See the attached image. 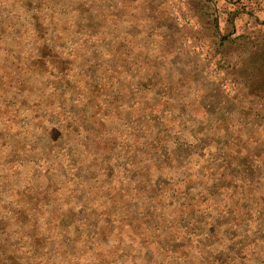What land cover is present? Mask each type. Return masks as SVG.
<instances>
[{
    "label": "rangeland",
    "instance_id": "1",
    "mask_svg": "<svg viewBox=\"0 0 264 264\" xmlns=\"http://www.w3.org/2000/svg\"><path fill=\"white\" fill-rule=\"evenodd\" d=\"M36 1L38 0H16V2L5 0L0 4V15L3 21V26H0V110L5 108L6 111V116L0 118V140L3 139L2 135L6 136L10 131H14L12 127L17 123L15 118L19 119L30 135L17 139L15 148L20 153H23L26 147L30 148L25 154L26 157L30 155L29 152L42 150L43 145L48 152L52 141L59 139L61 129H56L52 133L53 140H46L45 133L53 126V122L46 117L33 118L36 113L42 114V108L39 112L36 108H30L26 116L19 113L21 110L14 113L12 107L15 104L22 106L25 103L33 106L31 98H36L35 101L51 104L52 109L60 105L64 109L63 113L68 111L75 114L76 112L68 108V105L73 104V102L70 103L71 99L76 96L82 97V95L73 88V84L78 82L77 78L68 79V76L73 73L70 69L76 65L78 70L81 69L79 71L80 76L83 77L81 82L86 81L87 75L83 71L87 68L83 64L90 60L87 47L91 44L97 45L103 37V30L113 27L112 16L106 19L97 17L90 20L89 18L102 8L103 0H44L39 6L35 4ZM133 2L131 10L134 14L137 17H145L152 27L153 48L150 52L157 61H161L169 69V74L182 73L181 88L178 89V86L172 85L160 87L156 85V80L139 81L132 74L137 72L144 77L148 72L147 67L143 69L134 66L133 71H130L129 58L122 61L123 49L117 42L111 43L107 49H101L102 51L97 54L95 59L99 65L98 63L95 65L105 71L112 84L111 90L109 82L102 85L101 93L109 94L113 91V94H118L115 99H119V102L114 104L117 101H110L102 105L109 107L114 104L107 115H104L99 104H95L97 106L95 114L89 111L82 112L77 121L84 129V137L78 134H67L68 131L66 132L65 128L61 130L67 134L62 141L68 142L72 150H75L82 159L94 154L95 160L93 162L88 160L92 164L88 165L90 172L89 175L87 174V182H94L93 188H81L84 178L81 170L72 169L69 172V178L62 181L59 180V175L48 176L55 169L53 164V166L44 164L43 169L48 181L45 190L44 186L39 184L40 175L36 172L35 161H32L33 170L27 171L30 162H26V166L16 168L21 171L20 173L19 171L8 173L3 180L2 195L4 194L7 202L12 200L24 204L32 201L34 211L31 215L36 219L37 216L34 215L39 214L44 204L52 201L49 196L54 197L59 193L54 194L52 192L54 188L59 189L64 195L67 194V190L74 187V200L69 206H64L65 203L61 202L60 198H56L53 205V211L64 209L67 214V222L63 225H68L67 223L70 222L76 224L72 226L73 234L68 232L61 239L63 245L68 244L74 248L70 247V252L75 259L72 260L74 264H84L82 262L86 261V253L76 251V247L83 237L87 236L93 237L96 243L100 242L101 245L104 243L106 246L99 253L93 254L96 257L94 262L97 260L98 264H106L111 260L109 264H130L135 256V253H132L134 249L138 255L137 264H160L163 259L170 264H200L201 257L191 258L189 261L186 257L184 261L181 257L187 251L178 255L167 253L162 247L160 237L149 240L144 236L148 221H155L151 222L148 228L154 229L160 217L168 215V212L165 213L167 208L161 210L151 205L155 199L152 194L157 195L167 207H176L173 210L176 213L174 217L182 229L181 234L175 236L178 237L176 240H179L181 235L188 234L187 237L190 238L188 248L197 253L203 235L211 231L209 222L215 220V217L211 215L210 210L218 205L221 199L220 194L214 192L202 206L196 209L193 208L196 203L194 201L190 208L181 206L186 205L191 197L199 193L197 191L200 189L212 188V185H205L204 177L208 176L213 182L220 177L217 168L212 171L202 168L205 158V161L210 162L214 167L220 162L228 161L232 185L220 192L222 196L242 195L246 200L247 205L244 206V211L248 215L241 227L245 231V234H241V240L245 245L246 254L243 253V249L232 250L235 257L232 255L231 257L235 259L230 258L231 262L228 261V254L224 253L220 262L264 264V0H134ZM139 2L140 5L136 6ZM24 13L28 15L27 19ZM18 17L24 18V21H19ZM31 19L32 22H30ZM71 26L74 27L72 28L74 31L70 33L76 35L72 36L76 37L74 42L79 39L81 48H78L79 50L74 48L68 52L71 47L67 45L65 33L71 30L68 28ZM27 32L31 34L29 37L31 41L35 43L33 50H29L31 47H23V37ZM131 34H136V39L140 42L133 47V51L137 54L143 53L146 48L141 39L142 33L133 29ZM40 41L44 43L37 49ZM130 59L132 60L133 57ZM49 67H57L56 71L61 72L66 70V81L62 85L64 93L59 94L66 96L64 100L58 101L56 98V72L45 71L50 69ZM61 74L63 73L59 75ZM132 82L140 84L134 93H132ZM87 86L91 90L95 85L88 82ZM13 91L15 92L11 93ZM154 92L161 93L162 100L161 105L157 104L158 111L151 106ZM101 93L99 95H102ZM130 98H136V101H133L136 110L133 106L129 109L132 103ZM182 100L194 102L193 112L186 104L188 109L181 114L185 122L177 121V118L172 117L175 122L168 118H163L162 121L171 124L172 129L169 130L175 133V139L181 141L178 149L180 153L187 154V158L175 157V150L172 151L175 146L172 145L171 148L168 142L166 144L162 142L156 150L146 151L142 143H138V148L122 151L124 165L119 161V151L107 152L109 146L106 144L107 137L120 133L129 119L134 124L133 130L138 132L150 130L153 132L151 136L158 137L160 134L156 130L161 123L156 120H161L158 118L160 117L159 109L163 108V114L166 111H173L175 104ZM126 111V115L123 116ZM63 113L61 115L67 117V114ZM192 113L194 118L189 122ZM57 117V121H61L62 117L60 115ZM202 119H210L212 127L207 130L197 127L198 121ZM36 122H42V124L39 126ZM176 122L182 123L177 125ZM104 125H106L105 129ZM15 128L22 129L18 125ZM135 134L146 136L143 132H135ZM221 135L226 144L218 140V136ZM94 139L100 143L92 144ZM6 146L0 147V164L4 163L5 157L12 154ZM59 146L62 147L61 144ZM55 147L51 149V153ZM98 155L109 164L111 161L121 162L120 166L123 167L120 173L117 167L113 168V172L109 170V167L104 168L105 170L97 168V164L94 163L99 160ZM146 157L154 165L160 161L161 166L159 168L157 166V169L149 172L148 175H142L138 160L141 158L142 162H146ZM179 159L186 164V168L179 169L178 172L181 171L183 175L177 176ZM165 163L167 167L164 166ZM26 171L27 179H31L29 187L32 192L7 189V182L24 179ZM170 172L173 173V178ZM166 176L172 179L167 180ZM154 180L160 183V189L156 192L151 187ZM83 183H85L84 180ZM138 185L141 188L137 191ZM167 188H172L168 199L165 198ZM103 203H105L104 207H102ZM88 204L92 205V210ZM61 205L63 207H60ZM110 206L114 208L118 216L132 215L138 220L132 219L135 222L134 226L127 221H120L113 231L106 229L103 222L106 223L108 220L106 212L109 211ZM81 209H89L87 217L92 220L101 219L102 224L99 223L96 230L93 229L94 224H79L80 217L77 212ZM60 216L59 213H52V216L48 217L45 226L49 233L44 234L43 237L39 236L41 229L39 225L28 227L30 236L47 247V256H52L56 252L54 246L58 249L60 245L57 237L54 236L62 235L60 228L55 226ZM40 223L43 222L40 221ZM163 224L171 226L170 222L164 221ZM212 226L216 225L213 223ZM226 226L225 224L223 227ZM239 226L229 232L227 237H232L234 233L238 234ZM149 234L153 235L152 232ZM71 237L74 239L72 240ZM111 238L120 240L117 245L123 250H128L129 246L133 248L128 250V258L124 253L122 258L126 259L122 260L123 262L115 259L123 250L117 249L113 246V241L107 240ZM223 242V239L216 241L214 243L216 246L209 248L210 253L215 255L216 247H221ZM141 249L146 252L141 253ZM36 255L30 259L34 261L44 259L43 254ZM56 259L60 262L57 256Z\"/></svg>",
    "mask_w": 264,
    "mask_h": 264
},
{
    "label": "trees",
    "instance_id": "2",
    "mask_svg": "<svg viewBox=\"0 0 264 264\" xmlns=\"http://www.w3.org/2000/svg\"><path fill=\"white\" fill-rule=\"evenodd\" d=\"M2 1H5V0H0V4ZM12 1L16 2V0H12ZM133 1L134 0H103V3L101 5L102 8L99 11H97V13H94L93 15H91V17H89L90 20H93L94 18H97V17L106 19L108 16H112L111 24L113 27L109 30L107 29L103 30V37L101 38L100 42L97 45L96 44L88 45L86 50H87L88 56L90 57V60L88 62L86 61L83 64L87 68L85 69L86 72L83 71L87 75L86 81H84L83 83L81 82V80L83 79V77L80 76V73H79L81 69L78 70L76 65L74 68L70 69V71H72L73 73L70 76H68V79L74 80L75 78H77L76 80H78V82L73 84L74 85L73 88H75V91L77 93H81L82 95V97L76 96L74 99H71L70 103L73 102V104L68 105V108L76 112L75 114L69 113L68 111L63 113L64 109L60 107V105H58L56 109H52L51 104L49 105L48 102L40 103L39 100L35 101L36 98H31L32 99L31 104L33 106L29 104L26 105L25 103L22 106L15 104L12 107L14 113L18 112L17 110H21L19 111V113L22 115H26V116H28L27 112L30 108H36L38 112L42 108L41 109L42 114H40V112L39 114L36 113L33 116V118H37V117L45 118L46 117L48 120H51L53 122L52 124L53 126L49 128L45 133V135L47 136L46 140H53L54 137L52 133H54L56 129L62 130L64 128L66 129V132L68 131L67 134H70V133L78 134L84 137L85 136L84 129L81 126H79V122L77 121L78 116L82 114V112H86V111H89L91 114H95L94 111L97 108L95 104L101 105L99 106V108H102L101 110L104 112V115H107L109 114V111H111V108L114 106V104H117L119 102V99L118 100L115 99V97L117 98L118 94L116 93L113 94V91H110L109 94L105 92L101 93L100 90L103 91L102 85L109 82V76L108 77L106 76L105 71L101 70L100 66L97 67L95 65L96 63H98L99 65V62H96V59H95L97 54L100 51H102L101 49H104V48L107 49V47H109L111 43L117 42L118 46L123 49L122 54L124 56L123 57L124 59L122 61L124 62L126 58H129L128 62L131 65V67L129 68L130 71H133L134 66H136L137 68H143V69L147 67L146 69L148 72L146 76L144 75V77H143V74H140V73L137 74V72L132 74L133 76L137 77L139 81L149 82L152 80L153 81L156 80L155 81L156 85H159L160 87H168L172 85V86H178V89H180L181 86L183 85V84L181 85V81H180V75L182 73H178V75L174 74L173 76H171V74H169V69L165 67L161 61H158L160 66L158 65L156 66L153 64L149 65L148 63L144 62L146 57L143 55V53L137 54L133 51V47H135L138 43L140 44V42H138V40L136 39L137 38L136 34H133L134 35L133 36L131 34V31H133L134 29L136 32H140L139 30L135 29V26H139L143 30V28L150 25V23L147 21L145 17H137L134 14V12L131 10V7L133 6V3H134ZM40 2H44V0L43 1L38 0L35 2V4L37 3L38 4L37 6H39L41 4ZM83 2L88 3L87 1H83ZM139 5H140V2L136 4V6H139ZM24 14H25L24 15L25 18L27 19L28 15L26 13ZM1 17L2 16L0 15V26H3V21ZM29 18H31L30 15H29ZM18 20L24 21V18L18 17ZM30 22H32V19ZM19 26L22 27V25H19ZM68 28L71 29V30H68L69 32H66L67 34L65 33V38H67V45L71 47L68 52H70L74 48L76 50H79L78 48H81V42H79L80 40L78 39L77 42H74V38L76 39V37H72V36H76V35H72L70 33L71 31L72 32L74 31L72 29L74 27L71 26ZM30 35L31 34L27 32L26 35L23 37V43H24L23 47L25 48L31 47L29 50H31L35 44L29 38ZM8 37H9V34H8ZM43 43L44 41H40L36 48L38 49V46ZM131 57H133L132 60L130 59ZM94 65L96 67H94ZM49 68L50 69H47L45 71L56 72V75H55L56 76L55 89L57 93L56 98L58 101L64 100L66 96L59 95V94L64 93L62 91V85L66 81V70L61 72V71H56L57 67H49ZM60 73H63V74L59 75ZM88 82L94 83L95 86L93 89L90 90L88 88L87 86ZM139 85H140L139 83L133 84L132 82V93H134V91ZM109 86L111 90L112 84L110 82H109ZM129 87H131V85H129ZM14 92L15 91L11 93H14ZM99 93H101L102 95H99ZM160 96H161V93L154 92L153 102L151 103L152 108L157 111L159 108L157 107V104L159 103V105H161L162 99L160 98ZM130 100L132 103H130L129 109L132 108L133 106V109L136 110L135 109L136 106L133 103V101H136V98L134 99L130 98ZM110 101H117V102H115L112 106H109V107L102 106L106 104V102H110ZM186 104L188 105V108H190L192 111V106L194 102H189L186 100H182L181 102L176 103L175 106L173 107L174 108L173 111L171 110L166 111L163 114L162 112L163 108L161 110L159 109L158 113L160 117L158 118H160L161 120L154 119L158 123H161V125L156 124L158 125V129L156 130V132L160 134L158 135V137L151 136L153 132H151L150 130H146V131L141 130L146 135L145 137L138 136V135L136 136L135 132L136 133H142V132H138V130L136 131L133 130L134 124L131 122V119H129L125 123L120 133H117L116 135L112 137H107L106 144L109 145L107 148V152L119 151V156H120L119 161L123 162V165H124L125 163L123 161L124 158L123 156L121 157L122 151H125L126 149L138 148L137 147L138 143H142V145L146 148V151L152 150V149L156 150V148L159 145H161L162 142L163 144H166V142H168L167 137H166L167 131L172 128H170L171 124L163 123L162 119L168 118L169 120L174 121L173 119L177 118V121L183 120V122H185V119L181 116L180 111L181 109H184V110L188 109L186 107ZM61 113L67 114V117H63ZM126 113L127 111L125 112V114H123V116H125ZM58 115L62 117L61 121H57ZM4 116H6V111H5V108H2L0 110V118H4ZM193 118L194 116L192 113L190 115L189 122L193 121ZM15 120L17 122L15 123V126L17 127L18 125V127L22 129H17L14 126L12 127L14 128V131H10L9 133H7L6 136L2 135L3 139L0 140V147L3 148V146L7 145L6 147H9V153H12L11 155L4 158L3 160L4 163L0 164V184H1V191H0V264H74L72 263L74 256L70 252V247L72 249L74 248L68 244L63 245L61 242V239L64 236H66L68 232L69 234L72 235L74 232V229L72 228V226H76V224L73 222H70V223H67L68 225H63L67 222V214L64 212V209L53 211V205H55L56 198H60V201L65 203V205L63 204L64 206L70 205V203L74 200L73 198L74 187H71L72 191L67 190L66 191L67 194H64V195L61 194V191L59 189L57 190V188L53 187L54 190L52 192H54V194H56V192H59V193L56 194L54 197L49 196V199L52 201L51 202L49 201L48 203L42 206L39 214L34 215L35 217L37 216L35 219L31 215L34 211V206L32 205V201L26 202L23 204L19 201H12V200L10 202H7L4 199L5 196L4 194L2 195L3 180L6 179L5 177L8 175L9 172L19 171L20 173L21 171L16 168L19 166L21 167L25 165L26 162H30L29 163L30 166L29 165L27 166V171L30 169L33 170L34 166L31 167V162L35 161L36 172L40 175L39 184L43 185L45 190H46V184L48 181H47V178L45 177L46 173L44 172V169H43L44 164L47 166H51L53 164L55 169H53L54 171L52 170V173L49 174L48 176L50 175L53 176V174L59 175L60 176L59 180H62V181H65L69 178V174H70L69 172L72 169L81 170L83 173V177H84L83 180L85 182L83 183V180H82V183L80 185L81 188L82 187L83 188H88V187L93 188L94 182H87V180H88V175L90 172L88 165L92 164L89 162H93V160H95L94 154L82 159L75 150H72L68 142L65 143L62 141L67 134L66 132L63 133L60 130L59 137H58L59 139L55 142L52 141L53 143H51L52 145L50 146V149L48 152H46V149L43 145L41 146L42 150L39 149V150H34L32 152H29L30 155L26 157L25 154L27 153V150H29L30 148L26 147L24 149V152L20 153L16 150L15 146L17 145V139L27 137L30 135V133L21 124L19 119L15 118ZM198 122L199 123L197 124V127H203L206 130L212 127L210 124V119L209 120L202 119V120H199ZM180 123L182 122H179V123L176 122L177 125ZM36 124L40 126L42 122L41 123L36 122ZM105 128H106V125H104V129ZM163 129H166V130L163 131ZM19 135H22V137H18ZM218 137H219L218 140H220V142H222L223 144H226L222 135ZM95 143L98 144L100 142L97 139H94L92 144H95ZM59 144H61L62 147L59 146ZM54 145L55 146L57 145V146L55 147ZM170 146L172 148V145ZM53 147L55 148H54L53 153H51V149ZM176 147H178V145H176ZM174 150L175 149L172 148V151ZM45 153H48V154L46 155ZM97 158L99 160L94 163V164H97V168H100V170H105L104 168L107 169L108 163H106V161H104L99 155L97 156ZM132 158H135V157H132ZM205 159L203 161L202 168L205 169L206 171H212L214 168H217L220 173V177L215 182L211 181L208 176L204 177L205 185L206 186L212 185V188L210 190L206 188L207 191L204 188L200 189L199 191H197L199 193H197L194 197H191L190 200L186 203V205L181 206L182 208H188V207L190 208L191 204H193L192 202L194 201L196 203L195 205H193L194 206L193 208L196 209V208H199V206H202L203 202L207 198H209L214 192H217L220 194L221 199L218 205H216L214 208L210 210L211 215L213 214L214 215L213 217H215V220H212L209 222L211 231L203 235V238L201 239L202 241L201 246H199V249H197V253L192 252L191 249L188 248L189 242H190V238L187 237L188 234H186L187 236L183 234L181 235L183 238L180 237L179 240H176L178 237H175V236L176 235L179 236L182 230L180 227L181 225L175 220V217H174L176 213L173 212V210L176 207H173V208L169 207L168 215L164 217L166 223L168 222L171 223L170 227L167 226V228L164 230L163 227L160 226V224L158 223L156 224L154 229L152 228L148 229L150 227L149 224H152L151 222H155L153 220L148 221L146 223L147 227H146V232L144 236L148 237L149 240L160 237L161 239L160 241L162 242V247L165 248L167 253H176L178 255V253L182 254L185 251H187L186 254L183 257H181L182 259H184V261H186V257L188 259L187 261H189V259L191 258L201 257L202 262H200V264H221V263L226 264L225 261L220 262V258L222 257L224 253L228 254V261L230 262H231L230 258H232L231 255L235 257V255L232 254V250L237 251L238 249H243V253L246 254L245 245H243V241L241 240V234H245V231H243L242 233H238V234L234 233L233 236L230 237L231 239L227 237V234L231 232L233 229H237V227L241 225L243 221L247 218L248 214H246L244 211V206H246L247 204H246L245 198L242 195H240L239 197H237V195L222 196L220 192V190L223 191L225 188H228L232 185L231 184L232 179H230L232 175L229 169V165H230L229 162L228 161H224V163L220 162L218 165H215L214 167L213 165L210 164V162H206ZM138 162H139V167L142 171V175H148L149 172L156 170L157 166L158 168L159 166H161L160 161L156 163L157 165L156 164L154 165L152 162L147 160V157H146V162H142L141 158H139ZM164 166L167 167V163H165ZM122 167L120 166L118 168L119 173ZM27 171L24 172V176H25L24 179L22 178V179L12 180V181L7 182V185H6L7 189L23 190L26 193L28 191L32 192L29 187V182L31 181V179L30 178L27 179L28 177H26L25 175ZM170 173L173 178L174 176L173 173L172 172ZM168 175L170 176V174ZM119 176L120 178L122 177L121 174ZM172 178L166 176L167 180H171ZM140 188L141 186L138 185L137 191L140 190ZM71 192L72 194H68ZM169 194H170L169 192L165 193L166 199H168ZM161 199H163V197H161ZM104 206H105V203H103L102 207ZM61 207L63 206L61 205ZM92 209L93 207L91 205V210ZM192 210L193 209H191V211ZM52 213L61 214L60 219L57 223H55V226L60 228V233H62V235L61 234L54 235L57 237L58 241L60 242V245L58 249L56 246H54V249L56 252H54L52 256H47V250H46L47 247L43 246L44 244L42 243L36 242L30 236L28 227L30 225L32 226L39 225L41 227L39 236L43 237L44 234L49 233V230L46 228L45 223L48 217L52 216ZM77 213L80 217V221H78L79 224L80 223L88 224L93 221L95 223V230H96V227L100 225L99 223L102 224V221L99 222L98 220H92L91 218H88L87 214L89 213V211H85L81 209ZM74 214L76 215V213ZM106 216L108 220H106L107 221L106 223L103 222V225H105L106 229H110V230L111 229L114 230L115 225L120 221H127L132 226H134L135 222L132 219H137V217H134L132 215H129L128 217L118 216L112 206L109 207V211L106 212ZM40 221L43 223H40ZM97 221H98V224H96ZM213 223L216 226H212ZM225 224L227 226L224 228L223 226H225ZM175 229L177 231H175ZM150 232H152L153 235H150L149 234ZM149 236H151V238ZM71 239L73 240L74 238L71 237ZM180 239L182 240L180 241ZM221 239H223L224 241L223 245L219 248L216 247L215 255L211 254L210 253L211 251L209 248L212 246H216L214 245V243H216V241H221ZM107 240L113 241V244H114L113 246L117 247V249L120 248V250H123L121 246L117 245L118 242H120V240L117 241V238L115 240L114 239L112 240L107 239ZM81 245L85 247L84 250H83V247H81ZM105 247L106 246L104 245V243L102 245L100 242L96 243V241H93V237L87 236V237H83V240H81V242L77 244L76 251L78 250V252L86 253V256H85L86 261L84 260V262L82 263L98 264L97 260L94 262L96 257L93 254L99 253V251H101V249L102 248L104 249ZM184 248L186 250H184ZM129 249L130 248H128V250ZM128 250H123V252L121 251L119 255L115 257V259H119L122 261L128 258L129 257ZM131 250H133V248ZM141 251H142L141 253L146 252L144 249H141ZM39 253L43 254L42 258L44 259L46 258V260L41 259L42 260L41 261L38 259L37 261H34V259H30V258H34L35 256H37L36 254H39ZM124 253L127 255L126 258H122ZM132 253H135V256L130 264H137L138 255L136 254V249H134ZM56 256L58 257V259H60V262L57 261ZM232 259H235V258H232ZM110 262H106V264H109ZM160 264H170V263H168L167 261L163 259L160 261ZM242 264H245V262H242Z\"/></svg>",
    "mask_w": 264,
    "mask_h": 264
},
{
    "label": "water",
    "instance_id": "3",
    "mask_svg": "<svg viewBox=\"0 0 264 264\" xmlns=\"http://www.w3.org/2000/svg\"><path fill=\"white\" fill-rule=\"evenodd\" d=\"M139 26H135V29L136 30H139L140 31V33H142V41H143V46H145V48H146V50H144L143 51V55L146 57L145 58V61L144 62H146V63H148L149 65L150 64H153V65H158V66H160V64L158 63V61L155 59V57H154V55H153V53H151L150 51H151V49L153 48V38H152V27L149 25V26H146L145 28H143V30L141 29V27H139ZM171 76H173V75H171ZM186 110H184V109H181V111H180V113L182 114L183 112H185ZM174 134L175 133H173L172 131H170V130H168L167 131V140H168V143H169V145H174L175 146V155L178 157V158H180V157H184V158H187V154H182V153H180V151H179V149H178V147H176V145H178V143H180L181 141L180 140H177V139H175V137H174ZM180 160V159H179ZM120 165H121V162H112L111 161V164H109V162H108V167H109V170H111L112 172H113V168L115 169V167H117V168H119L120 167ZM185 168H186V164H184L183 162H182V160H180V162L177 164V172H178V170L179 169H184L185 170ZM178 175H183L182 174V172L181 171H179L178 173H177V176ZM151 187L152 188H154V190H155V192L156 191H158L159 189H160V183L157 181V180H154L153 182H152V184H151ZM172 188H167V192H172V190H171ZM171 194V193H170ZM153 195V197L155 198L154 199V201L151 203V205L153 206V207H156L157 209H161V210H165L166 208H167V211H165V213H167L168 211H169V207H167V205L165 204V203H163V202H161L160 201V199H159V197L157 196V195H155L154 193L152 194ZM62 205H63V203H62ZM88 206L89 207H91V205H89L88 204ZM61 207V206H60ZM91 209V208H90ZM85 211H89V209L88 210H85ZM246 220V219H245ZM244 220V221H245ZM99 222L100 221H102L101 219L100 220H98ZM98 221L96 222V224H98ZM164 221H165V219H164V217H160V219H159V224H160V226H162L163 227V229L165 230L166 228H167V226L166 225H164L163 223H164ZM244 221H243V223H244ZM91 224H94L95 225V223L92 221V222H90ZM243 223L239 226V233H242L244 230L243 229H241V227H243ZM95 228V226L93 227V229ZM111 231H113V229H111ZM111 240H112V238H111ZM128 248H130V249H132V247L131 246H129Z\"/></svg>",
    "mask_w": 264,
    "mask_h": 264
}]
</instances>
